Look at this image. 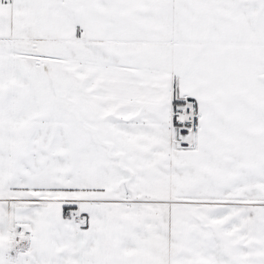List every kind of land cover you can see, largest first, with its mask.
<instances>
[{"label": "snow or ice", "instance_id": "obj_1", "mask_svg": "<svg viewBox=\"0 0 264 264\" xmlns=\"http://www.w3.org/2000/svg\"><path fill=\"white\" fill-rule=\"evenodd\" d=\"M0 264H264V0H0Z\"/></svg>", "mask_w": 264, "mask_h": 264}]
</instances>
